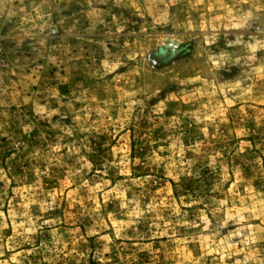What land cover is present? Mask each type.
Returning a JSON list of instances; mask_svg holds the SVG:
<instances>
[{
  "label": "rangeland",
  "instance_id": "obj_1",
  "mask_svg": "<svg viewBox=\"0 0 264 264\" xmlns=\"http://www.w3.org/2000/svg\"><path fill=\"white\" fill-rule=\"evenodd\" d=\"M0 264H264V0H0Z\"/></svg>",
  "mask_w": 264,
  "mask_h": 264
}]
</instances>
